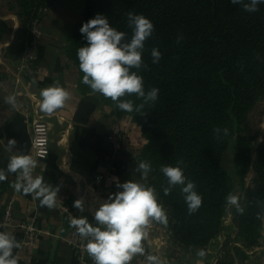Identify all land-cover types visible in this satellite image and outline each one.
Instances as JSON below:
<instances>
[{
    "label": "trees",
    "instance_id": "16d2710c",
    "mask_svg": "<svg viewBox=\"0 0 264 264\" xmlns=\"http://www.w3.org/2000/svg\"><path fill=\"white\" fill-rule=\"evenodd\" d=\"M7 1L24 39L6 51L20 60L32 22L42 23L52 0ZM81 8L82 20L72 27L65 53L76 66L78 87L85 93L92 90L81 82L76 54L85 44L79 32L82 24L100 14L129 38V12L153 24L142 52L146 67L138 74L145 91L159 89L157 101L129 113L95 94L116 116H129L138 125L145 144L136 165L144 161L152 168L147 178L139 175V183L156 190L167 216L170 242L197 255L230 229L224 233L222 248L237 244L229 248L244 258L245 251L262 244L264 233V132L260 135L250 125L251 114L264 104V4L254 13L230 0H82ZM11 27L0 19V43ZM153 48L161 53L158 64L152 63ZM3 78L0 75V81ZM121 99H131L134 106L143 103L134 94ZM215 128H227L228 135L215 134ZM178 162L202 197L200 208L192 214L179 186L168 195L163 192L167 181L160 168ZM229 193L240 196L242 214L226 204Z\"/></svg>",
    "mask_w": 264,
    "mask_h": 264
},
{
    "label": "crops",
    "instance_id": "0c3cea01",
    "mask_svg": "<svg viewBox=\"0 0 264 264\" xmlns=\"http://www.w3.org/2000/svg\"><path fill=\"white\" fill-rule=\"evenodd\" d=\"M82 0H52L41 23L42 37L38 43L37 77L29 83L18 74V59L6 49L22 41L24 35L19 22L8 8L7 0H0V19L11 23V33L0 43V170L6 179L0 181V231L10 233L20 242L22 232L17 225L33 221L38 234L35 249L30 253L14 250L18 264H94L91 257L72 249L68 243V229L58 211L42 206L33 194L17 192L14 187L18 173H8L6 165L13 154L30 152L28 121L14 110L8 97L17 93V104L29 106L34 117L50 124L49 154L34 169L35 176L59 188V197L74 209L76 218L85 216L93 222L92 213L109 194L119 191L117 184L127 180L139 182L135 158L145 144L138 125L129 116L118 117L114 109L102 105L95 93H85L78 87V70L65 53L72 27L82 20ZM59 84L69 92L65 105L53 114L39 110L42 89ZM33 95V99H30ZM29 97V98H28ZM113 129L118 130L117 148L112 150L109 140ZM16 145L9 150L8 141ZM18 151V152H17ZM252 175L249 174L248 179ZM82 201L83 211L74 206ZM12 201L10 227L2 225L5 205ZM229 224V218L226 225ZM264 225V221H263ZM148 237L142 242L144 255L133 260L146 261L147 255H156L165 264H264V233L262 244L239 257L228 245L223 249L224 232L203 248L204 256L190 255L169 240L168 224L151 221L146 226ZM232 237V236H231Z\"/></svg>",
    "mask_w": 264,
    "mask_h": 264
},
{
    "label": "clouds",
    "instance_id": "9594fccd",
    "mask_svg": "<svg viewBox=\"0 0 264 264\" xmlns=\"http://www.w3.org/2000/svg\"><path fill=\"white\" fill-rule=\"evenodd\" d=\"M232 4L242 5L249 13L258 11V5L264 0H230ZM128 26L131 29L130 38L125 32L118 31L110 25L109 19L97 14L94 18L83 23L79 29L85 44L77 49L79 69L83 73L82 83L92 92L117 102L118 109L125 112L139 111L145 104H154L158 99L159 89L151 88L145 91L143 78L139 70L146 67L142 61L145 41L151 37L154 27L149 19L140 14L129 12ZM153 64H158L161 53L151 50ZM135 95L143 103L134 106L131 99H121ZM38 107L45 114H53L61 109L69 99V92L59 84L42 89L39 93ZM8 103H15L14 97H8ZM215 134L223 132L228 135V129H213ZM16 145L14 139L8 141L9 150ZM18 152V151H17ZM178 162L176 166L164 165L160 172L166 178L167 187L163 188L168 195L174 188L180 187L189 214L198 211L202 204L201 195L195 190L196 185L189 180ZM38 161L27 154H13L6 165L8 173H18L15 184L17 192L33 194L42 206L53 207L58 187L44 182L43 176H33V170ZM134 171L147 178L152 171L148 162L141 161ZM6 179L5 171L0 170V181ZM119 191L111 193L96 207L92 213L93 222L88 218L74 217L71 224L79 235L85 238V251L94 264H130L137 254L144 255L142 242L148 237L146 226L151 221L161 224L167 222L163 206L158 202L156 190L132 180L116 185ZM228 206H233L238 213L244 208L239 203L238 194L229 193L225 198ZM74 206L83 211L82 201L77 200ZM19 242L10 233L0 231V264H18L14 250ZM200 251L199 256H204ZM147 264H165L156 255L146 256Z\"/></svg>",
    "mask_w": 264,
    "mask_h": 264
},
{
    "label": "built area",
    "instance_id": "2783aa9c",
    "mask_svg": "<svg viewBox=\"0 0 264 264\" xmlns=\"http://www.w3.org/2000/svg\"><path fill=\"white\" fill-rule=\"evenodd\" d=\"M41 22L35 20L32 22L30 29V40L26 42L24 51L18 63V74L22 78L26 79L29 83H34L37 77V65L36 55L38 49L39 40L42 37ZM15 98V103H12L14 110L17 113H21L28 121V129L30 133V152L29 155L33 159L39 162L46 160L49 154V134L50 124L42 118L34 117L31 108L17 104V93L11 95ZM33 99V95L29 96ZM28 97V98H29ZM117 135L118 130L113 129L110 133L109 140L112 145V150L115 151L117 148ZM34 176V170H33ZM19 182L18 175L15 179V184ZM54 210L62 216L63 220L68 224V243L72 249L78 251L81 254L87 253L85 251V238L81 237L77 229L71 224V220L76 217L74 209L69 203L63 198L59 197L57 193L56 202L53 207ZM12 217V201H9L3 211L2 225L4 227H10L14 224ZM22 232V239L20 242L19 249L22 252L30 253L35 249L36 237L38 229L36 228L33 221H27L17 225ZM130 264H147L142 260H132Z\"/></svg>",
    "mask_w": 264,
    "mask_h": 264
},
{
    "label": "rangeland",
    "instance_id": "374dc122",
    "mask_svg": "<svg viewBox=\"0 0 264 264\" xmlns=\"http://www.w3.org/2000/svg\"><path fill=\"white\" fill-rule=\"evenodd\" d=\"M250 125L252 131H259L262 135L264 132V104L258 106L251 114ZM224 166L229 169V161L226 157L224 158Z\"/></svg>",
    "mask_w": 264,
    "mask_h": 264
}]
</instances>
